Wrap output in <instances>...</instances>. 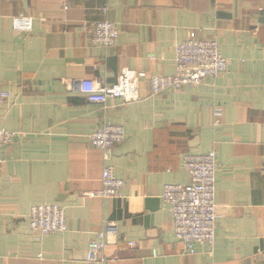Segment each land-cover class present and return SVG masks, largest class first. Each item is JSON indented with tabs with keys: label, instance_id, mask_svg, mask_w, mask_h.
<instances>
[{
	"label": "crops",
	"instance_id": "0c3cea01",
	"mask_svg": "<svg viewBox=\"0 0 264 264\" xmlns=\"http://www.w3.org/2000/svg\"><path fill=\"white\" fill-rule=\"evenodd\" d=\"M16 18L33 19L32 30H16ZM102 21L117 24L115 47L92 43ZM189 38L217 41L227 72L151 96L150 77L175 75L176 47ZM125 69L147 74L139 102L92 104L80 93V81L113 86ZM2 94L0 129L15 138L1 149L0 264H264V0H0ZM106 123L126 135L108 163L88 140ZM211 151L217 237L192 253L163 188L189 183L184 154ZM108 166L126 184L121 198L91 195ZM41 204L65 210V231L31 230ZM108 222L118 245L86 262Z\"/></svg>",
	"mask_w": 264,
	"mask_h": 264
},
{
	"label": "built area",
	"instance_id": "2783aa9c",
	"mask_svg": "<svg viewBox=\"0 0 264 264\" xmlns=\"http://www.w3.org/2000/svg\"><path fill=\"white\" fill-rule=\"evenodd\" d=\"M13 27L18 31L30 32L33 19L16 18ZM95 46L111 48L118 44L120 31L117 24L109 21L97 23L90 30ZM176 73L172 76L153 75L150 77L151 96H158L168 91H178L185 87H197L207 79H215L227 72L228 60L223 56L215 40L189 38L176 47ZM147 79L144 72L125 69L113 86H102L92 79L79 83L80 93L89 103L106 105L109 100H121L124 105L142 100L140 82ZM9 99L8 94L0 96V111ZM216 125L220 124L222 113H216ZM15 133L0 129V172L3 160L1 149L10 145ZM123 127L106 123L89 136V142L103 152L104 160L110 162L114 147L125 141ZM182 166L188 175V184H167L163 188L162 199L172 217L176 239L183 242L186 249L194 252L196 245L213 247L217 235L216 177L220 170L216 153L184 154ZM103 188L96 194L102 198L118 199L122 197L125 182L115 176L114 168L108 166L102 175ZM30 228L39 237L60 233L67 228L65 210L58 204L34 206L30 212ZM118 226L108 222L101 232L96 233L90 242L85 260L98 263L104 260V254L110 246L118 245ZM128 248L137 244L130 242Z\"/></svg>",
	"mask_w": 264,
	"mask_h": 264
}]
</instances>
